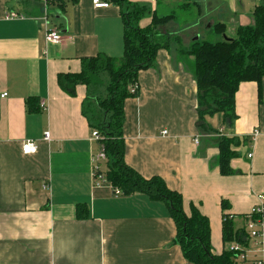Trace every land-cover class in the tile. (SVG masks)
Wrapping results in <instances>:
<instances>
[{
    "label": "crops",
    "instance_id": "obj_1",
    "mask_svg": "<svg viewBox=\"0 0 264 264\" xmlns=\"http://www.w3.org/2000/svg\"><path fill=\"white\" fill-rule=\"evenodd\" d=\"M263 3L196 0L198 18L194 28L179 32L180 47L200 40V27L207 24H225L226 37L235 38L239 27L253 24L254 8ZM55 8L46 0H0V264H191L175 244L176 226L165 203L115 193L108 181L94 184L98 144L83 115L90 91L78 86L71 97L58 83L61 74L80 73L83 60L99 54L122 61V9H96L93 0L68 2L64 13ZM12 13L24 18L8 20ZM166 26L162 34H170ZM51 29L61 43H47ZM180 47L162 49L155 66L138 75L139 96L125 104V159L145 179L161 177L180 193L188 215L196 206L210 220L213 253L221 255L229 249L223 201L236 230H247L264 195V79L240 85L231 127H221L220 116L208 118L223 135L240 140L231 162L235 173L223 176L220 136L198 128L194 67L181 61ZM98 89L91 95L103 96L104 88ZM27 141L39 145L37 153L23 154ZM80 204L88 211L81 220ZM244 252L247 261L263 256L250 238Z\"/></svg>",
    "mask_w": 264,
    "mask_h": 264
},
{
    "label": "trees",
    "instance_id": "obj_2",
    "mask_svg": "<svg viewBox=\"0 0 264 264\" xmlns=\"http://www.w3.org/2000/svg\"><path fill=\"white\" fill-rule=\"evenodd\" d=\"M79 0H46L48 7L64 13L68 2ZM122 9L124 24V55L122 61L99 54L83 60L82 71L78 74H61L60 88L69 96H76L78 86H86L90 93L83 103V115L92 131L103 138L106 148L107 171L101 172L112 184L115 193L124 196L144 194L154 202L165 203L176 226L175 244L180 246L184 258L191 264H254V261H239L238 255L245 254L249 243L246 229L236 230L232 215L226 214L223 201V240L225 244H239L242 251L234 253L225 250L215 255L211 245L210 220L192 205L191 213L184 211V200L180 193L168 188L161 177L145 179L126 163V142L124 138L125 104L128 99L139 96L138 75L141 71L153 68L158 53L170 47V34H162L160 28L168 25L176 17H160L153 12L151 23L142 28L147 8L140 7L136 0H103ZM195 4V3H194ZM198 9V4H195ZM192 8L190 3L182 9ZM61 14V13H60ZM253 24L241 26L235 38L213 43L194 41L189 48L180 47L179 53L193 58L194 77L198 89V128L206 133H218L208 123V118L220 116L222 126L231 127L237 119L236 94L242 83L255 82L261 85L264 79V3L254 8ZM219 35H225L226 25L213 26ZM179 42V38H175ZM108 76L105 96L91 95L94 88L102 85V76ZM29 104V102H27ZM240 145L238 138L221 136L219 139L218 167L223 176H232L231 166L238 154L234 150ZM88 215L84 204L77 207V217L81 220Z\"/></svg>",
    "mask_w": 264,
    "mask_h": 264
},
{
    "label": "built area",
    "instance_id": "obj_3",
    "mask_svg": "<svg viewBox=\"0 0 264 264\" xmlns=\"http://www.w3.org/2000/svg\"><path fill=\"white\" fill-rule=\"evenodd\" d=\"M153 5L157 4L158 0H150ZM94 6L96 9H107L110 7V4L103 0H93ZM24 16L19 14L12 13L10 14L7 19L8 20H16V19H23ZM46 40L48 44H59L62 42V36L57 30L51 29L47 31ZM7 97V94H3L2 98ZM217 135L220 137L223 135V128L218 129ZM259 134V131L254 133V137ZM163 135H168L167 131L163 132ZM45 140H50V134H45ZM91 141L98 144V150L93 156V176H94V184L96 186L101 185L102 183L106 182V178L104 175H101L102 172V165L107 161L106 155V148L102 143L103 138L102 136L95 130L92 132ZM196 145L199 144L198 138L195 140ZM39 145L33 141L24 142L22 146V151L24 155H31L38 152ZM249 157H252L250 155ZM48 189V186L45 187ZM259 203L255 206L249 221L247 222L246 228L248 232V236L250 239L254 241H258L259 245H261L263 250V256L260 259L254 261V264H264V195L258 196ZM229 251L238 253L242 251L241 246L237 244H232L229 247ZM239 259L245 260V254L238 255Z\"/></svg>",
    "mask_w": 264,
    "mask_h": 264
},
{
    "label": "rangeland",
    "instance_id": "obj_4",
    "mask_svg": "<svg viewBox=\"0 0 264 264\" xmlns=\"http://www.w3.org/2000/svg\"><path fill=\"white\" fill-rule=\"evenodd\" d=\"M195 2H196V0H185V1L184 0H158L157 4L153 5V3H151L150 0H136L135 1V3L138 4L140 7H146L147 8L146 14H145L143 20L140 22L141 27L146 26V25L148 26L150 19H152V17H153L154 11H157V13L160 17L168 16V15H175L176 18L172 21V23H169L166 26V29L168 30L167 32H169L170 35L172 33V35L178 36L179 42L172 37H171L172 40L170 41V46L172 45V47H173V46H176V44H177L178 48L180 46H184L183 45L184 39L180 38L179 32H181V31L185 32V31H188V30L194 28L195 21L198 18V15H197L198 9L194 4ZM200 2L203 3L204 0H200ZM186 3H190L192 5V8L189 10L182 9V6ZM208 25L209 24H207L205 26L202 25V27H200V33H201L200 34L201 36L199 37L200 41H202V42L203 41H209V42L216 43V42H219V41L226 39L224 35L217 34L215 32V30L213 29V27L208 28L207 27ZM189 32H186L183 34L188 36ZM190 37L196 38L197 34L192 33L190 35ZM189 39H187V40L185 39V42H188ZM188 47H183V48H188ZM179 56H180V59L183 63H185V64L188 63L189 66H191L192 68L194 67V63L190 64L187 56L184 57L183 55H180V54H179ZM108 81H109L108 76L103 75L102 76V85L99 87V89L104 88L103 94H101L103 96L106 95V89H107L106 87L108 85ZM228 245H229V247L231 246V244H228ZM237 245H239V244H237ZM238 260L240 262L244 261L242 259H238Z\"/></svg>",
    "mask_w": 264,
    "mask_h": 264
},
{
    "label": "water",
    "instance_id": "obj_5",
    "mask_svg": "<svg viewBox=\"0 0 264 264\" xmlns=\"http://www.w3.org/2000/svg\"><path fill=\"white\" fill-rule=\"evenodd\" d=\"M225 38H226V36H225ZM226 39H228V38H226ZM197 40H198V38H197ZM229 40H231V39H229Z\"/></svg>",
    "mask_w": 264,
    "mask_h": 264
}]
</instances>
